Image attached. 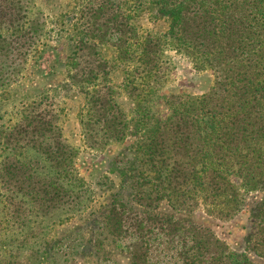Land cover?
I'll use <instances>...</instances> for the list:
<instances>
[{"label": "trees", "instance_id": "1", "mask_svg": "<svg viewBox=\"0 0 264 264\" xmlns=\"http://www.w3.org/2000/svg\"><path fill=\"white\" fill-rule=\"evenodd\" d=\"M27 2L0 0V87L20 75L12 51L24 46V53L36 30ZM146 9L165 22L163 31H137L129 21ZM76 12L61 87L82 94L83 144L101 150L132 137L110 161L122 194L94 234L104 230L125 264H264L189 220L199 208L227 221L253 199L247 248L264 259V0H81ZM171 50L210 72L212 84L200 96H163L160 118L152 104ZM41 95L0 123V264H41L48 245L50 260L82 245L81 229L51 233L83 212L90 194L73 171L60 108ZM162 201L169 213L156 211Z\"/></svg>", "mask_w": 264, "mask_h": 264}, {"label": "rangeland", "instance_id": "2", "mask_svg": "<svg viewBox=\"0 0 264 264\" xmlns=\"http://www.w3.org/2000/svg\"><path fill=\"white\" fill-rule=\"evenodd\" d=\"M25 4V13L35 26V31H30L29 47L23 53L24 46H14L13 53L16 54L17 63L15 68L19 70V76L15 80H9L0 87V123H8L13 118L12 107L22 109L30 100H36L41 94H47L59 111H56L58 119L62 124V130L69 143L74 148L72 167L86 184L90 196L87 207L83 212L75 214L69 219L62 221L60 225L52 228L51 233L61 237L72 234L81 229V247L73 254H60L50 260L51 250L49 245L44 247L46 255L41 264H99L101 258L107 264L108 259L118 264H125L124 256L114 250L110 238L103 230L100 235L94 234L97 226L102 224V216L113 195L122 194L117 175L110 170V161L118 153L123 152L130 144L132 137L125 141L113 143L101 150L87 148L82 141L80 126L78 123V107L82 102V94L79 89L61 87L68 74L66 68V56L74 54V48L69 50L65 43L74 38L75 31L71 24L75 20L77 6L81 0H28ZM24 9V8H23ZM153 11L142 10L130 15L129 21L133 23L137 31H163L165 22L162 19L150 15ZM25 18V17H24ZM36 19V23L34 20ZM26 19V18H25ZM27 40V41H29ZM87 49V48H84ZM85 51V50H83ZM107 55L105 50L101 51ZM170 65L164 85L158 90L160 99L152 104V110L158 117L165 115V107L162 97L168 94L200 96L206 93L212 84V75L208 71H197L191 63L182 55L169 51ZM26 58L24 63L22 58ZM22 63V64H21ZM5 69V67H2ZM120 69H113L111 75L114 81L120 80ZM9 71V69L7 70ZM46 90V93L44 92ZM124 110L130 109V104L121 100ZM58 106V107H57ZM250 196V195H249ZM253 199L247 201V208L236 214L227 221H219L212 218L197 208L189 216L193 223L208 227L213 234L222 240L227 246L237 252H244L255 262H263L247 248L249 235L250 213L254 208ZM158 213H169L170 209L163 204L156 210ZM184 217V216H183ZM100 239V247L96 249L95 240ZM97 239V240H98ZM60 253V251H59ZM52 258V257H51Z\"/></svg>", "mask_w": 264, "mask_h": 264}]
</instances>
